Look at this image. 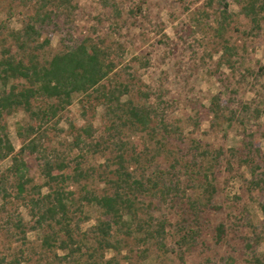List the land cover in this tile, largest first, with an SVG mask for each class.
Instances as JSON below:
<instances>
[{
	"label": "rangeland",
	"instance_id": "rangeland-1",
	"mask_svg": "<svg viewBox=\"0 0 264 264\" xmlns=\"http://www.w3.org/2000/svg\"><path fill=\"white\" fill-rule=\"evenodd\" d=\"M115 2L122 13L120 19H115L117 21L114 20L115 14L105 10L99 0H75L78 13L74 35L84 38L85 34H92L95 29L101 38L116 33L114 37L122 43L124 52L116 58L117 68L106 84L110 85V81L119 77L129 85V98L138 101L142 97L141 92L149 94L146 104L158 108L159 114L164 116L172 135L166 142L168 152L157 159L160 167L163 170L171 168L174 160H169L168 157L172 156L169 152H173V156L180 161L177 170L186 179L181 166L192 162L194 154L188 153L191 152L193 142H200L203 147L209 145L211 151L225 152V157L229 159L230 150L242 148L250 134L264 155V26L260 31H251V23L241 13L244 0H226L230 5L229 13L234 18L230 29L223 34L227 45L234 49L232 66L224 62L225 42L217 34L215 17H219L224 8L220 5L221 0ZM27 12V9H22L11 0H0V17L10 30L22 27V13L26 15ZM96 34L92 35L95 37ZM59 41L60 37L53 35L52 52L61 48ZM251 72L253 73L250 74ZM217 95H221L223 102L233 103L232 109L238 114L244 105H248L249 112L239 114L245 119L243 126H229L224 119L218 120L210 115L209 107ZM255 109L259 114H254ZM27 122L28 118L23 110H17L4 119L15 147V155L24 146L18 135V128L26 127ZM156 123L153 126H157ZM110 125L111 121L106 117V109L101 102L95 98L80 97L62 114L60 122H51L45 127L48 139L44 144L49 148L48 153L55 150L66 154L68 162L72 161L69 174L73 173L80 152L75 150L68 155V149L74 145L78 136L87 140L82 129L90 126L93 134L88 142L101 143L97 150L87 154L83 162L84 169H92V176L82 180L81 186L70 188L74 199L80 200L87 192L102 195L105 191H110L105 179L106 176L114 177L112 171L117 166L113 161L119 154L118 147L114 145L117 142L116 134L109 131ZM175 129L181 136L174 133ZM160 133H157L158 139H161ZM128 135L129 132L124 130L123 141L129 147L126 157L130 159L139 153L136 149H139L146 136L142 133ZM52 147L55 149L52 150ZM140 155L146 158L145 155ZM185 155L186 158H183ZM14 156L0 161V176L7 175ZM222 160L225 167L217 171V194L204 211L200 224L192 222L193 227H198L200 232L195 246L180 249L177 246L180 237L174 229L169 228L171 234L167 246L170 253L164 254L151 248L149 258L144 259L141 253L144 247L132 246L131 250L125 248L119 254L115 251L107 252L105 260L117 257L120 264H225L234 260L236 264H248L247 259L251 256L264 255V185L261 188H248L247 180L252 179L250 170L234 169V173L230 175L226 171L224 158ZM25 161L29 165L27 177L33 181L27 186V192L18 197L16 180L12 179L6 188L10 197L4 199L0 196V261L4 259L6 262L18 260L20 264H42L44 260L38 250L41 246L40 231L29 230L22 255L20 244L12 241L6 232V221H15L16 217H21L28 228L36 225L37 216L32 213L34 210L30 203L36 194L31 191V186L45 182L40 172L42 160L37 155H30L25 157ZM259 173H264V164ZM200 179L199 176L198 183ZM193 184L189 186L186 182L181 189L187 191L188 195L193 194L194 199L200 198L203 190L199 184ZM47 193L48 189L44 188L42 194ZM149 201L155 208L153 214L156 219H167L174 225L178 222L186 224L182 220L179 205L174 204L172 199L164 202L154 197ZM206 201L207 197L203 199V202ZM84 211L88 214H75L80 219L77 222L81 234L94 227L98 219H107L95 207ZM220 225L226 231L223 242H217V229ZM77 233L79 235L80 232ZM256 235L260 237L259 244H254ZM250 242L254 249L247 246ZM33 248L35 250L31 254ZM58 255L62 257L64 253L59 252Z\"/></svg>",
	"mask_w": 264,
	"mask_h": 264
},
{
	"label": "trees",
	"instance_id": "trees-1",
	"mask_svg": "<svg viewBox=\"0 0 264 264\" xmlns=\"http://www.w3.org/2000/svg\"><path fill=\"white\" fill-rule=\"evenodd\" d=\"M11 1L28 12L26 15L22 13V27L18 30H10L0 17V161L15 155V147L4 119L17 110H23L28 122L26 127L18 128L24 146L13 157L7 175L0 176V196L4 199L10 197L6 188L12 179L16 180L18 197L27 192V186L33 181L27 177L29 165L25 161L26 156H39L42 160L40 172L45 180L41 185L31 186V191L36 194L30 200L34 210L32 213L37 216L36 225L28 228L21 217L6 221L8 237L20 244L21 255L25 251L23 246H26L29 230L42 233L41 246L38 248L44 260L42 264H120L117 257L105 260V254L110 251L119 254L125 248L131 250L132 246L144 247L141 250L144 259L149 258L151 248L164 254L170 253L167 246L171 234L169 228L174 229L180 237L177 246L186 250L199 240L200 232L198 227H193L192 222L200 224L204 211L217 194V171L225 167L223 158L230 175L234 169L250 170L252 179L247 180L248 188H261L264 185V173H259L264 164V155L253 142L251 134L242 148L230 150L229 159L225 157V152L211 151L209 145L203 147L200 142H193L188 153L194 154L192 162L181 166L186 179L177 170L180 161L173 156V152H169L172 156L168 159L174 160V164L170 165V169L163 170L157 159L168 152L166 142L172 135L164 116L159 114L158 108L146 104L149 94L141 92L142 97L138 101L129 98V85L119 77L110 81V85L106 84L117 68L116 58L124 52L122 43L114 37L116 33L101 38L95 29V37L91 32L85 34L84 38L76 37L74 25L78 6L75 0ZM99 2L105 10L115 14L114 20L120 19L122 13L115 0ZM209 5L211 7V3ZM220 5L224 8L220 16L215 17L217 34L225 42L224 62L232 66L234 49L227 45L223 34L230 29L234 18L229 13L230 5L226 0H221ZM241 13L251 23L252 32L260 31L264 26V0H244ZM53 35L60 37L61 48L56 52L51 50ZM127 96L128 99H125ZM80 97L95 98L105 106L106 117L111 121L109 131L116 134L117 142L114 145L118 147L119 154L113 161L117 166L112 171L114 177L106 176L105 179L110 191L102 195L87 192L78 200L73 198L70 188L81 186L82 180L92 176V169H84L83 162L87 154L97 150L101 143L88 142L93 134L90 126L82 129L87 140L78 136L68 149V155L75 150L80 152L73 173L69 174L72 161L68 162L66 154L53 150L55 147H52V153H48L49 148L44 142L48 139L45 127L51 122H60L62 114ZM232 105L229 101L223 102L221 95H217L209 107L210 115L218 120L224 119L229 126H243L245 119L239 114H247L248 105H244L239 114L232 109ZM257 113L255 109L254 114ZM154 122L157 126H153ZM124 130L129 132L128 136L138 133L146 136L139 149H136L139 153L130 159L126 157L129 147L123 141ZM157 133L162 135L161 139H158ZM174 133L181 136L177 129ZM199 176L200 183L197 182ZM186 182L189 186L199 184L203 195L194 199L193 194L182 191L181 187ZM44 188L48 189L46 195L42 194ZM154 197L164 202L172 199L174 204L179 205L182 220L186 224L178 222L174 225L167 219H156L153 214L155 208L149 201ZM205 197L207 201L203 202ZM93 207L107 219H98L94 227L81 234L77 222L80 219L75 214L82 215L85 209ZM262 210L264 212V205ZM77 232H80L79 235ZM225 234V227L220 225L217 242H223ZM130 241H134L133 244ZM260 241L256 235L254 244ZM252 244L250 242L247 246L254 249ZM34 250H31V254ZM59 252L64 255L59 256ZM247 262L264 264V255H253ZM0 264H20V261L6 262L2 259ZM225 264L236 262L230 260Z\"/></svg>",
	"mask_w": 264,
	"mask_h": 264
}]
</instances>
